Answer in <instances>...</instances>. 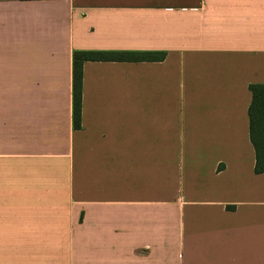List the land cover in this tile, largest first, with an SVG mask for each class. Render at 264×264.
I'll list each match as a JSON object with an SVG mask.
<instances>
[{
    "label": "crops",
    "instance_id": "0c3cea01",
    "mask_svg": "<svg viewBox=\"0 0 264 264\" xmlns=\"http://www.w3.org/2000/svg\"><path fill=\"white\" fill-rule=\"evenodd\" d=\"M162 54L82 65L74 52ZM264 0H0V264H264L249 138Z\"/></svg>",
    "mask_w": 264,
    "mask_h": 264
},
{
    "label": "trees",
    "instance_id": "16d2710c",
    "mask_svg": "<svg viewBox=\"0 0 264 264\" xmlns=\"http://www.w3.org/2000/svg\"><path fill=\"white\" fill-rule=\"evenodd\" d=\"M162 54H148L135 52H74L72 64V103L73 125L79 127L82 65L84 62H144L161 60ZM251 103L248 108L249 138L255 153V173H264V85H250Z\"/></svg>",
    "mask_w": 264,
    "mask_h": 264
}]
</instances>
